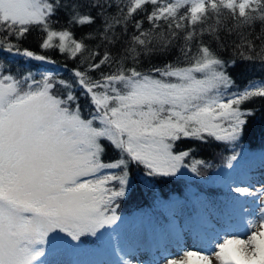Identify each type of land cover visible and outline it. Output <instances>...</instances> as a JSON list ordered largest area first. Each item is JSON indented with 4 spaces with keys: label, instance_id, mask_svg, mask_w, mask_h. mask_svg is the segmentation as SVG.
<instances>
[{
    "label": "snow or ice",
    "instance_id": "snow-or-ice-1",
    "mask_svg": "<svg viewBox=\"0 0 264 264\" xmlns=\"http://www.w3.org/2000/svg\"><path fill=\"white\" fill-rule=\"evenodd\" d=\"M149 3L152 10L145 14L151 28L145 30L136 17ZM112 4L93 0L90 7L98 10L93 16L65 0H0V52L56 63L21 47L36 30L41 49H56L79 61L70 69L71 80L51 73L17 78L0 70V264H46V247L57 242L79 249L86 237L101 244L106 237L117 241L130 165L142 166L149 178L176 177L182 170L199 176L198 166L210 164L196 158L187 163L194 149L176 151L177 142L213 140L235 149L258 116L264 121V111L244 107L264 100V77L241 88L229 72L240 74L235 58H221L202 40L192 52L195 26L209 18V9L216 24L199 35L217 33L222 9L235 19V29L257 20L264 25V0H119L115 15L108 12ZM184 7L186 13L178 15ZM62 8L69 13V25L100 19V27L88 34L100 41L95 49L84 38L76 39L70 28L53 27ZM161 20L167 32L157 31ZM129 23L134 25L130 36ZM117 28L123 33L117 34ZM181 32L183 66L180 58L148 71L135 66L141 56L166 50ZM238 35L240 59L259 60L264 68V27L255 38L261 42L259 51L248 34ZM122 36L125 46L113 56L108 45ZM81 100L87 102L83 107ZM239 155L227 157L228 169ZM224 182L236 194L227 206L215 212L201 202L195 221L183 228L173 218L152 246L150 264H264V185ZM241 222L244 235L236 234ZM185 232L193 238L191 246L184 243ZM226 242L235 246L234 255L226 251ZM114 255L116 264H133L135 252L117 242Z\"/></svg>",
    "mask_w": 264,
    "mask_h": 264
},
{
    "label": "trees",
    "instance_id": "trees-1",
    "mask_svg": "<svg viewBox=\"0 0 264 264\" xmlns=\"http://www.w3.org/2000/svg\"><path fill=\"white\" fill-rule=\"evenodd\" d=\"M92 2L93 0H65V3L69 5H78L80 12H90L91 15L96 16L98 10L90 7ZM118 2L119 0H113L112 7L108 9L109 13L115 15L118 12L116 7ZM152 7L150 3L145 5V12L136 17V19L143 21L142 27L145 30L151 28L145 13L150 12ZM186 11L187 7L181 8L178 15H184ZM222 13L219 17L221 24L218 25V31L215 35L209 34L207 31L199 35L200 29L216 24L217 17L210 9L209 18L203 24L197 23L195 28L198 35L196 40L192 42V52L195 54L197 43L202 40L215 50L221 58L225 60L235 58L237 64L241 66L240 74L232 72L231 69L229 72L236 80V84L242 88L248 80L264 77V68L261 67L259 60L248 62L240 59V49L237 48L240 43L238 33L248 34L257 45L256 51H259L261 42L255 38L261 33L264 25L257 20L251 26L235 29L233 26L236 21L230 12L222 9ZM68 21L69 13L62 8L53 17V27L56 29L70 28L75 38H84V42L90 49H95L100 44L99 39L88 37L89 33L95 32L100 27L99 18H97L96 23L84 26L69 25ZM184 23L187 24V21ZM160 24L161 28L157 31L167 32L165 22L161 20ZM230 29L232 31H229ZM133 31L134 25L129 23L128 35L130 36ZM116 32L117 34L123 33V28H117ZM180 36L181 38L174 40L166 50H157L151 55L141 56L139 63L135 66L139 70L148 71L153 66L160 67L167 63H176L178 58H180L181 66H183V57L180 52V47L184 43L183 32L180 33ZM124 39L125 37L122 36L120 42L108 45V50L113 56L122 52L125 46ZM40 41V34L33 30L21 42V47L49 57L56 63L48 64L30 60L23 56L0 52V65L3 66L0 70L10 71L17 78L31 73L34 78L40 79L41 74L51 73L55 78L71 80L70 69L74 68L79 61L67 59L56 49H41ZM99 51L103 54L105 48L101 46ZM126 65L132 67L133 62L128 60ZM60 91L61 89H56L58 94ZM86 103V101L81 100L82 107ZM244 107H255L257 110L264 111V100L258 99L253 104H245ZM182 148L194 149L191 156L186 159L187 163H191L193 158H196L204 160L210 166H198L199 176L182 170L183 174H178L176 177L149 178L144 175L142 166L130 165L128 169L130 174L128 194L124 200L120 201V208L118 209V215L121 216L122 221L118 222L119 227L115 228L114 235H116L117 241H113L111 237H106L105 242L101 244L95 238L86 237L80 243L79 249L72 247L67 251L63 248L46 250V264H104L105 262L115 264L117 258L114 255V244L117 242L121 247L132 250L139 247L147 248L152 243H156L160 232L169 227L173 218L177 226L179 224L191 225L201 209V202L207 203L209 210L221 212L230 199L236 195L225 186V179H234L238 184H246L249 172L258 167H264L261 166V155L264 154V121L258 116L256 121L246 130V134L235 149L213 140H209L206 144L194 140H182L177 142L174 150L178 151ZM235 153H240V155L237 161L233 162V169H228L226 167L227 157ZM111 155L112 153L109 152L103 159L107 162ZM169 202H174V204L170 207L168 206Z\"/></svg>",
    "mask_w": 264,
    "mask_h": 264
},
{
    "label": "rangeland",
    "instance_id": "rangeland-1",
    "mask_svg": "<svg viewBox=\"0 0 264 264\" xmlns=\"http://www.w3.org/2000/svg\"><path fill=\"white\" fill-rule=\"evenodd\" d=\"M250 174H251L250 181L252 183L251 185H255L256 187H259L260 185H264V169L263 168L256 169ZM213 222L215 223V219L213 220ZM217 227H219V225H217ZM242 227H243V224L241 222L240 229L237 231L236 234H241V235L245 234L242 230L243 229ZM184 243L188 246H191L193 244V238L191 237V235H189L188 232L184 233ZM57 248H63L64 250L67 251L69 248H72V247L62 242H57L55 245H48L46 247V250H53ZM134 252H135V255L130 257V259H132L133 261V264H150L152 252L146 251L145 247H142V248L139 247L138 249H135ZM104 264H110V263L105 262ZM160 264H163V262L161 261Z\"/></svg>",
    "mask_w": 264,
    "mask_h": 264
},
{
    "label": "clouds",
    "instance_id": "clouds-1",
    "mask_svg": "<svg viewBox=\"0 0 264 264\" xmlns=\"http://www.w3.org/2000/svg\"><path fill=\"white\" fill-rule=\"evenodd\" d=\"M234 248L235 246L232 244H229L226 242V251L230 254V255H234Z\"/></svg>",
    "mask_w": 264,
    "mask_h": 264
}]
</instances>
